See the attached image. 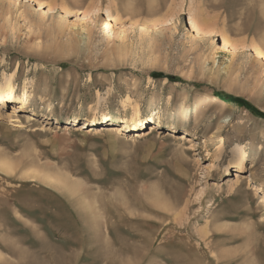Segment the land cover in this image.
Here are the masks:
<instances>
[{"label": "rangeland", "instance_id": "374dc122", "mask_svg": "<svg viewBox=\"0 0 264 264\" xmlns=\"http://www.w3.org/2000/svg\"><path fill=\"white\" fill-rule=\"evenodd\" d=\"M253 46L264 0H0V264H264V116L214 93L264 113Z\"/></svg>", "mask_w": 264, "mask_h": 264}, {"label": "bare ground", "instance_id": "6f19581e", "mask_svg": "<svg viewBox=\"0 0 264 264\" xmlns=\"http://www.w3.org/2000/svg\"><path fill=\"white\" fill-rule=\"evenodd\" d=\"M37 2H38V5L39 6H42L43 5V3L41 1H37ZM63 11L65 13L68 12V10H66V8L63 9ZM107 14H108L109 17H112V15L109 12H107ZM114 19H115V21L117 23H120L122 25L125 22L124 21L125 19L123 20L119 14H116L114 16ZM144 23H145V21H144ZM191 23H192L194 29L197 32H201L202 31V27H201L202 25L201 24L199 25L196 22V20L192 19L191 20ZM204 31H206V30L204 29L203 32ZM209 31H210V29H209ZM210 32L212 33L213 31H210ZM229 39L226 36H223L222 37L224 47L234 48V46L236 44L234 45ZM235 48H236V46H235ZM252 51L257 56H259L262 59H264V50L262 49V47H260V46H253L252 47ZM29 99H30V94H29L28 89L26 87L23 88L22 92H20V93L17 92V87H16V84H15L14 79H13L12 76H9V75L7 76L6 75L2 79H0V102L1 101L5 102V101L18 100L19 102L22 103V105H27L28 102H29ZM41 112H42V115H41L42 117L46 116V114H45L46 111H41ZM104 117H106V116H104ZM46 118H48V117H46ZM55 118H59V116H56ZM32 119L33 120H36L37 118L32 117ZM56 120H58V119H56ZM116 122L117 123H112V124H109V125H106V126H103L102 125V126H99V127H103V128L105 127L107 129H110L114 133L124 134L125 133L124 132V128L127 127V126L126 125H123L122 126L121 123H125V124L130 123V125H134V126L137 127V126H143L144 123H145V120L142 119L140 117V113L138 111H136L135 114H133L131 117L123 116V117L117 118L116 119ZM165 124H166L165 120L158 117V119H156L154 121V123H151L149 125L150 129L147 130V132L148 133H152V132H154L156 130L159 131L158 126H162V125H165ZM82 127L83 128L84 127L85 128H89V126L86 127L85 124L82 125ZM133 128H135V127H133ZM172 128L175 129V130H179L177 133H173L172 132V134H171L172 136L176 137L180 141H186L187 143H192L193 146L196 145V141H199V144L200 145L206 146V145H208L213 140L210 136H206V135L204 137H201L200 139H198L195 134H193L192 132L188 131L185 128H182V130L180 128L178 129V127H176V126H172ZM142 132L143 131H141V132H134V133L140 135ZM245 160H246V153L243 151V152H239L238 155L232 161V162H234L237 165L236 167L238 168L236 171H234V178L232 179L235 182V184H236V182L242 181V179H245V178L248 177V176H246L247 171L245 170V168H246V166H245ZM252 166H254V165L252 164ZM220 179L223 180L224 178H220Z\"/></svg>", "mask_w": 264, "mask_h": 264}, {"label": "trees", "instance_id": "16d2710c", "mask_svg": "<svg viewBox=\"0 0 264 264\" xmlns=\"http://www.w3.org/2000/svg\"><path fill=\"white\" fill-rule=\"evenodd\" d=\"M171 79H173V78H171ZM214 93L217 97H219L222 100L238 102L239 104L244 105L247 109H249L255 115L262 116V117L264 116V113L260 112L257 108H255L252 104L247 102V100H245L242 97H237V96L231 95L227 92L218 91V90H215Z\"/></svg>", "mask_w": 264, "mask_h": 264}]
</instances>
